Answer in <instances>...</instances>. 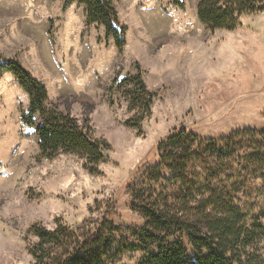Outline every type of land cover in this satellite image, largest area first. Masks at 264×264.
<instances>
[{"label": "rangeland", "instance_id": "rangeland-1", "mask_svg": "<svg viewBox=\"0 0 264 264\" xmlns=\"http://www.w3.org/2000/svg\"><path fill=\"white\" fill-rule=\"evenodd\" d=\"M66 2L0 0V57L18 59L45 84L48 108L70 113L109 148L96 171L82 154L42 155L40 115L23 121L29 95L12 73L1 75L0 264H35L33 224L79 234L104 222L140 226L133 204L179 186L147 173L174 129L218 139L264 127V11L244 15L236 29L210 30L199 0H113L126 26L119 49L87 20L84 4ZM137 76L153 94L148 111ZM260 191L241 196L251 216L264 213ZM139 256L126 252L113 264Z\"/></svg>", "mask_w": 264, "mask_h": 264}, {"label": "trees", "instance_id": "trees-1", "mask_svg": "<svg viewBox=\"0 0 264 264\" xmlns=\"http://www.w3.org/2000/svg\"><path fill=\"white\" fill-rule=\"evenodd\" d=\"M77 1L85 5L89 22L102 24L119 49L125 45L126 26L120 23L113 0ZM263 11L264 0L197 4L198 17L210 30L236 29L244 15ZM4 72L12 73L29 95L23 121L31 125L35 115L41 117V154H82L96 171L109 143L94 137L70 113L48 108L45 84L18 59L0 57V77ZM136 79L148 111L153 94L140 76ZM157 151L159 161L147 169L148 179L172 180L179 186L176 191L150 192L133 204L143 217L140 226L122 229L104 222L79 234L64 225L51 230L33 224L30 230L39 238L32 250L35 264H113L131 251L140 254L137 264H264V213L249 215L241 200L252 190H261L264 201V127L232 130L218 139L201 138L180 127L159 141ZM195 166L202 172L195 173Z\"/></svg>", "mask_w": 264, "mask_h": 264}]
</instances>
